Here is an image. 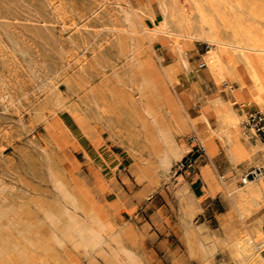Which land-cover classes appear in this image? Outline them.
<instances>
[{
  "label": "rangeland",
  "instance_id": "rangeland-1",
  "mask_svg": "<svg viewBox=\"0 0 264 264\" xmlns=\"http://www.w3.org/2000/svg\"><path fill=\"white\" fill-rule=\"evenodd\" d=\"M173 1L0 0V264H207L189 255L195 236L220 245L212 264L225 257L221 218L234 212L230 224H251L255 213L240 217L223 188L198 203L193 191L202 193L203 182L195 169L204 157L176 172L194 142L206 153L214 140L217 180L243 185L245 172L230 170L217 137L199 134L198 102L221 93L231 103L256 104L214 79L207 41L194 40L188 68L153 88L178 101L174 112L160 111L175 128L170 150L146 138L166 127L154 111L157 99L134 89V70L147 60L162 71L177 55L167 34H150L142 21L153 26ZM211 1L226 24H245L264 38V0ZM241 126L242 139L264 148ZM257 247L264 250V242ZM253 255L264 264L255 248Z\"/></svg>",
  "mask_w": 264,
  "mask_h": 264
},
{
  "label": "bare ground",
  "instance_id": "bare-ground-1",
  "mask_svg": "<svg viewBox=\"0 0 264 264\" xmlns=\"http://www.w3.org/2000/svg\"><path fill=\"white\" fill-rule=\"evenodd\" d=\"M186 1L191 5L190 10L186 9L184 3L179 4L178 0H174L171 5L162 7V15H160L162 19L157 23L154 22V15L150 17L154 22L153 26H148L142 21L144 30L150 34L161 32L171 38L177 55L176 60L165 66L162 71L150 68L147 60L141 62L134 70V89L139 92L140 97L157 99L160 105L154 108V111L158 114L160 123L166 127V130L157 127L161 136L153 137L147 133L146 138L155 147H165L167 150H170L169 146L173 143L172 134L175 128L167 122L160 111L163 107H167L174 112L178 101L167 88L157 90L153 88L162 78L175 81L178 73L188 68L186 52L192 47L194 40H205L209 44L208 47H211L206 50L205 57L208 63L207 69L214 79L217 82L227 83L232 91H236L237 97L251 99L264 112V38L254 37L245 24H226L224 16L221 12H217L211 0ZM183 6L181 11L180 8ZM209 102L215 111L216 124L212 126L213 122L200 114L199 118L205 124V129L199 132L201 137L216 136L233 164L251 156L247 150V141L242 139L236 127L238 114L233 103L225 100L221 93L210 97ZM245 104L240 103L241 107ZM172 119L176 120L175 114ZM241 122L242 120L240 125ZM178 129L180 130L179 125ZM165 131L169 134L166 135ZM206 145L210 156L218 150L214 140L207 141ZM181 148L183 146H180ZM205 170L206 166H201V172ZM218 183L225 190L233 209L240 217H249L257 208L261 197L260 186H263L262 179L249 180L242 186L235 185L233 181L223 183L218 181ZM260 232V219H257L248 226L246 238L239 237L234 240L232 254L244 256L241 264H258L259 261L253 255V251L257 245L256 235ZM189 246L201 256L204 255L205 248L199 240H192ZM258 257L264 259L260 254Z\"/></svg>",
  "mask_w": 264,
  "mask_h": 264
},
{
  "label": "crops",
  "instance_id": "crops-1",
  "mask_svg": "<svg viewBox=\"0 0 264 264\" xmlns=\"http://www.w3.org/2000/svg\"><path fill=\"white\" fill-rule=\"evenodd\" d=\"M204 77H205V75H204ZM193 94H194L195 98L203 99L202 96L198 95L199 93L193 92ZM211 95L212 94L206 95L207 100L203 101L204 104H203V102H201L199 100L198 103H200L199 104V106H200L199 111L200 112L197 114L196 117H198L200 114H203L207 118L208 121L213 122V120L216 117V115H215V111H214L211 103L209 102V97ZM241 102H244V103L247 104V102L244 101V100L235 101L233 103V107H234L235 104L241 103ZM248 108L259 109V108H257L256 105H249ZM213 111H214V113H213ZM236 112L238 114L236 127H237L238 131L240 133H242V126L240 125V121H241V117L244 116V114H245V109L241 108L238 111L236 110ZM247 143H248L247 144V150L249 151L251 156L246 157L241 162L233 164L231 162L229 156L227 154H226L227 157L225 156L228 159L229 163H230V166H231L230 170L235 169V172H236L237 175L239 173H244V172L248 171L252 167H257V166L264 167V148L263 147H259L258 146L259 142L254 140V139H250L249 138L247 140ZM215 144L217 145V149L218 150L213 155L210 156L207 153V150H206V153L200 155L201 157H204L207 160L206 161L207 163L204 165V166H206V170L202 173L201 170H199L198 168L195 169V171L197 173H198V171H200V175L197 176V177H199L200 181L203 182V187H202L203 188V192L202 193L200 192L199 195H197L193 191V195H194L195 198L198 199V203L199 204L202 203L204 200L210 198V197L218 195V193L221 191V188H222V186L219 185L218 181H220V180L222 181L223 177L220 176V178H219L220 180H217V173H216L217 167H216L215 161H214V158L218 155V152H220L221 150H220V148L218 146V143L216 142ZM199 160H200V158L196 159V161H198V162H199ZM201 161L202 160H200V162ZM195 167H197V165ZM188 172L190 173V171H188ZM193 172H194V170H193ZM227 173H229V172L227 171ZM235 179H233L231 181H233V183L236 185ZM258 179H262L263 186H260L261 187L260 188L261 189V191H260L261 192V197H260V199L258 201L257 208L254 210L255 216L253 218H251V220H252L251 224L253 223L254 220L260 219L261 232L256 235V244L257 245H256L255 249L257 251V254H260L261 257H264V250H259L258 247H257L258 244H259V241H261L262 243L264 242V235H263V233H264V176L260 177ZM195 182H196V180L192 181L191 185H193ZM199 184H200V182H199ZM204 189H205V193L207 194L205 197H203L204 196ZM233 215L238 216L237 214H235L233 212V213H230V214H226V215H224L221 218L220 225L222 226V229L225 232L224 238L221 240V246L226 249V250H224L225 251V257L222 258L221 261L213 262L212 264H241L242 263V259L241 258H239L237 256H234L232 254V249H233L232 248V244H233L235 239L239 238L242 235V233H247L248 226L246 228H244V229L240 227L241 221L243 220L241 218L240 219L237 218L238 220H236L237 223H238L237 227L232 225V224H230L229 220H230V217L233 216ZM193 240H195V239H193ZM201 243L203 244V246L205 248L204 255L201 256L198 252H196V250L193 247H190V246H189V249H188L189 250V255L197 257V258H201L203 261H207V264H210L209 260L213 256L215 250L218 249V247H220V245L213 244L212 246L207 247L206 245H204L203 242H201ZM260 260L264 262V259H260Z\"/></svg>",
  "mask_w": 264,
  "mask_h": 264
},
{
  "label": "built area",
  "instance_id": "built-area-1",
  "mask_svg": "<svg viewBox=\"0 0 264 264\" xmlns=\"http://www.w3.org/2000/svg\"><path fill=\"white\" fill-rule=\"evenodd\" d=\"M204 65L205 62L202 61L199 64V67H203ZM241 123L250 131V137L259 139L264 146V112L259 109L248 108L245 111L244 118ZM204 152L205 148L202 142L200 140L194 142L185 159L177 165L176 172L186 171L189 168H193L197 157L204 154ZM263 176L264 167H252L242 175L241 183L245 184L249 180H255Z\"/></svg>",
  "mask_w": 264,
  "mask_h": 264
}]
</instances>
